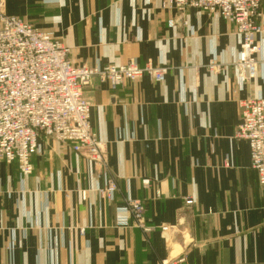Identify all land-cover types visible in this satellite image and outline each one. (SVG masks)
Returning <instances> with one entry per match:
<instances>
[{
    "label": "crops",
    "instance_id": "obj_1",
    "mask_svg": "<svg viewBox=\"0 0 264 264\" xmlns=\"http://www.w3.org/2000/svg\"><path fill=\"white\" fill-rule=\"evenodd\" d=\"M3 1L77 66L135 60L168 73L163 83L143 76L112 90L94 79L85 89L106 170L44 136L31 176L0 158V264H264V187L235 137L239 103L264 97V65L241 83L234 26L200 10L184 26L167 0ZM111 177L110 205L99 191ZM127 197L143 202L150 232L116 225Z\"/></svg>",
    "mask_w": 264,
    "mask_h": 264
},
{
    "label": "built area",
    "instance_id": "obj_2",
    "mask_svg": "<svg viewBox=\"0 0 264 264\" xmlns=\"http://www.w3.org/2000/svg\"><path fill=\"white\" fill-rule=\"evenodd\" d=\"M163 8L175 9L184 26L190 10L220 15L242 38V53L236 63L241 83L260 76L264 65V0H167ZM70 54L52 33L7 15L0 0V158L7 164L16 163L23 178L34 172L32 156L41 151V136L70 146L106 170L105 145L92 128V104L85 89L94 79L108 83L112 90L143 76L163 83L168 73L167 68L152 64L141 67L135 60L103 69L77 66ZM219 69L213 63L209 65L210 71ZM239 106L241 122L235 137L248 142L252 169L264 187V97L243 100ZM143 185L149 187L150 182ZM118 191L111 177L99 193L111 205ZM186 204L192 205L193 200ZM118 211L127 215L117 220L118 227L151 231L142 201L127 197ZM168 229L162 227V231ZM184 263L185 257L180 256L163 264Z\"/></svg>",
    "mask_w": 264,
    "mask_h": 264
},
{
    "label": "rangeland",
    "instance_id": "obj_3",
    "mask_svg": "<svg viewBox=\"0 0 264 264\" xmlns=\"http://www.w3.org/2000/svg\"><path fill=\"white\" fill-rule=\"evenodd\" d=\"M258 79V78H257Z\"/></svg>",
    "mask_w": 264,
    "mask_h": 264
}]
</instances>
